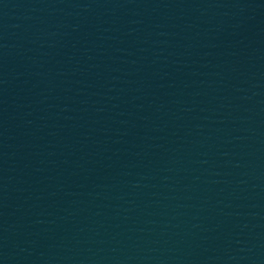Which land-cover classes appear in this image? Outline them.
<instances>
[{
	"label": "water",
	"instance_id": "95a60500",
	"mask_svg": "<svg viewBox=\"0 0 264 264\" xmlns=\"http://www.w3.org/2000/svg\"><path fill=\"white\" fill-rule=\"evenodd\" d=\"M0 264H264V0H0Z\"/></svg>",
	"mask_w": 264,
	"mask_h": 264
}]
</instances>
